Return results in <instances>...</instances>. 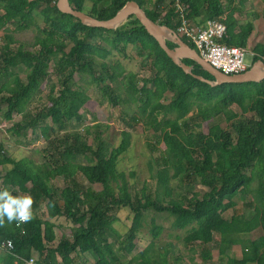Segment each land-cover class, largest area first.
<instances>
[{"label": "trees", "instance_id": "1", "mask_svg": "<svg viewBox=\"0 0 264 264\" xmlns=\"http://www.w3.org/2000/svg\"><path fill=\"white\" fill-rule=\"evenodd\" d=\"M129 1L154 23L176 31L168 8L171 0H68L75 10L98 20L111 19ZM244 1L181 0L191 23L199 18L221 20L226 26L222 43L246 48L255 26L234 16ZM56 2L0 0V118L12 122L9 132L14 136L31 133L42 141L38 163L16 160L0 144V191L34 200L31 221H6L0 227V242L10 240L13 245L0 250V264H26L31 258L36 264H171L168 251H155L154 242L121 259L136 252L135 241L146 221L153 241L161 235L159 215H165L173 229L189 227L183 243L200 264H264V80L211 87L185 74L134 16L114 30L92 28L59 12ZM37 12L43 26L35 21ZM13 27L35 30L29 47L16 42ZM252 51L253 63L264 61V44H255ZM113 54L139 58L146 77L108 62ZM182 61L193 74L214 81L195 62ZM51 75L58 87L49 84L47 102L31 112L30 101ZM79 75L121 107L125 128L117 146L101 137L100 123L83 126V133L73 129L67 114L76 113L77 125H82L86 121L80 111L89 101L84 90L74 87ZM232 106L238 112L230 114ZM138 124L154 136L155 145L164 147L160 165L152 157L156 166L149 167L150 179L162 195L145 183L136 190L117 168ZM155 145L148 144L150 151ZM134 175L129 173V178ZM199 186L206 189L201 194L196 193ZM239 195L250 196L244 203L253 210L250 217L234 207ZM43 208L46 218L40 214ZM121 209L131 214L124 234L113 226ZM55 218L72 224L68 234L59 230ZM257 229L261 235L252 238ZM190 264L199 263L191 258Z\"/></svg>", "mask_w": 264, "mask_h": 264}, {"label": "rangeland", "instance_id": "2", "mask_svg": "<svg viewBox=\"0 0 264 264\" xmlns=\"http://www.w3.org/2000/svg\"><path fill=\"white\" fill-rule=\"evenodd\" d=\"M228 11V10H227ZM235 18L241 22H251L254 24L255 28L251 33L250 40L248 42L247 48L248 53L245 56L244 63L249 68L253 64V51L252 47L255 44H264V0H245L244 7L240 13L234 15ZM202 21L204 19H201ZM35 21L38 25L43 26V20L38 14H35ZM204 22V21H203ZM11 33L18 44L29 47L33 42L35 36V30L33 28L24 30L21 27L11 28ZM4 37V32L0 30V40ZM131 55L134 54L131 49H129ZM133 53V54H132ZM108 62H119L124 68L126 73H137L142 78L146 77V73L140 67V60L137 59H125L121 55L113 54L107 58ZM15 73H22L19 76L24 77V73L20 70H15ZM49 73L51 68H49ZM52 84L57 86V78L50 76L41 86L40 91L35 97L30 101L28 108L30 111L35 113L47 102L46 94L48 90V85ZM74 87L84 90L87 94L89 101L87 102L83 111H80L84 120L86 121L82 125H77L76 122V113L70 114L67 116L71 121L73 129L80 130L83 133V126L93 125L94 123H100L104 126L102 130L101 137L112 147H115L120 142V131L124 129V125L120 120V106H113L110 101L109 93L99 91L96 86L89 81V78L85 75H79L78 79L75 80ZM238 112V109L235 106L230 108V114ZM16 119V118H15ZM14 119V120H15ZM142 119V118H141ZM12 122L3 121L0 118V144L4 145L8 154L16 159H28L33 162H40V148L42 147V141L37 139L31 133L22 135L21 137H16L9 132ZM105 126H108L107 128ZM100 129H91V133L99 132ZM207 131L205 126L203 129ZM91 135L89 137V143L93 144L94 141ZM156 139L151 134H145L142 130L140 124L136 125L132 130V138L130 141V149L128 152L123 154L118 162V170L124 172L127 176L128 183L130 185H135L136 190H140L143 184L145 183L147 188L150 189L154 194L158 193L162 195L164 192L162 189H157L155 182L150 179L149 167L151 164L154 166L160 165V156L164 149L163 145L156 144ZM155 145V149L150 151L148 144ZM152 157L155 158L156 165L152 161ZM158 160V161H157ZM83 163V161H78ZM9 167V166H6ZM135 173L133 178H129V173ZM62 183H59L61 186ZM173 183V187H174ZM157 189V190H156ZM206 189L199 186L197 187V194H201ZM176 198V196H174ZM235 201L234 207L241 209L248 217L253 215V210L247 209L244 207V203H247L250 200L249 195H239V197L233 199ZM40 214L46 218V212L43 210L40 211ZM231 211H228L223 216L229 218ZM151 216V214H150ZM117 219L114 223V228L119 232V234H124L128 229L131 223V214L127 209H121L117 213ZM165 215H159L156 218V223L162 225L163 230L161 235L153 241L150 234V224L145 222L142 229H140L136 243V252H133L132 255L125 256L123 259H130L133 255L139 251L146 248L150 242L155 243L154 250L162 253L163 251H168L167 260L171 264H190V259L193 258L196 260V256L188 249L187 246L183 243V238L186 236L185 228L183 230L173 229L170 227V220L165 219ZM53 221L57 226H61L64 233H69V229L72 227V224L69 221H66L64 218H55ZM60 232V231H58ZM261 230L257 229L251 234L252 238H258L261 235ZM118 243L116 242V247ZM212 247V246H211ZM234 251L237 255L240 254V249L238 246L234 247ZM126 261V260H125ZM127 262H125L126 264ZM200 264V262H199ZM225 264V262L221 263Z\"/></svg>", "mask_w": 264, "mask_h": 264}, {"label": "water", "instance_id": "3", "mask_svg": "<svg viewBox=\"0 0 264 264\" xmlns=\"http://www.w3.org/2000/svg\"><path fill=\"white\" fill-rule=\"evenodd\" d=\"M56 8L59 12L78 19L83 25L105 30H114L123 24L130 16H134L145 28L147 33L157 41L160 48L166 53V55L177 66H179L185 74L191 75L193 78L211 87L224 83H259L260 81L264 80L263 60H257L245 72L232 76H226L212 68L208 63L199 57L194 49L183 42L182 39L175 33V31L165 26L158 25L150 20L146 16L145 12L140 8V6L134 1L127 2L111 19L108 20H98L81 11L75 10L70 6L68 0H57ZM167 41L173 43L175 47L170 49L167 46ZM185 59L191 60L198 64L205 72L214 78V81H210L202 76L193 74L192 67L183 63L182 60Z\"/></svg>", "mask_w": 264, "mask_h": 264}, {"label": "built area", "instance_id": "4", "mask_svg": "<svg viewBox=\"0 0 264 264\" xmlns=\"http://www.w3.org/2000/svg\"><path fill=\"white\" fill-rule=\"evenodd\" d=\"M171 1L168 8L172 11L175 33L191 43L201 59L226 76L238 75L248 69L244 63L248 48L227 46L222 43L226 26L221 20L213 19L193 24L181 0ZM12 247L10 240L0 242V250H11ZM26 264H36V261L31 258Z\"/></svg>", "mask_w": 264, "mask_h": 264}, {"label": "clouds", "instance_id": "5", "mask_svg": "<svg viewBox=\"0 0 264 264\" xmlns=\"http://www.w3.org/2000/svg\"><path fill=\"white\" fill-rule=\"evenodd\" d=\"M34 200L30 195L14 196L8 189L0 191V227L5 222H29L33 219Z\"/></svg>", "mask_w": 264, "mask_h": 264}, {"label": "crops", "instance_id": "6", "mask_svg": "<svg viewBox=\"0 0 264 264\" xmlns=\"http://www.w3.org/2000/svg\"><path fill=\"white\" fill-rule=\"evenodd\" d=\"M203 21H204V20H203ZM203 21L199 18V19H197L196 22H197V23H202ZM54 223H55V222H54ZM55 224H56V223H55ZM234 247H235V246H234ZM234 247H233V251L235 250ZM234 252H235V251H234ZM235 254H236V253H235ZM236 255H237V254H236ZM239 255H240V254H239ZM239 255H237V256H239ZM216 260H217V258H216ZM199 262H200V261L196 259V263H199Z\"/></svg>", "mask_w": 264, "mask_h": 264}]
</instances>
